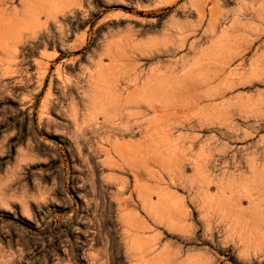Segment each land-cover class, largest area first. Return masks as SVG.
Returning a JSON list of instances; mask_svg holds the SVG:
<instances>
[{"label":"rangeland","instance_id":"1","mask_svg":"<svg viewBox=\"0 0 264 264\" xmlns=\"http://www.w3.org/2000/svg\"><path fill=\"white\" fill-rule=\"evenodd\" d=\"M0 264H264V0H0Z\"/></svg>","mask_w":264,"mask_h":264}]
</instances>
